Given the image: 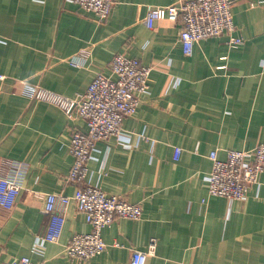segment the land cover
Returning a JSON list of instances; mask_svg holds the SVG:
<instances>
[{
	"label": "crops",
	"instance_id": "obj_1",
	"mask_svg": "<svg viewBox=\"0 0 264 264\" xmlns=\"http://www.w3.org/2000/svg\"><path fill=\"white\" fill-rule=\"evenodd\" d=\"M177 1L116 0L100 22L72 0H0V172L12 175L6 161L26 167L16 202L0 205V261L78 264L65 249L91 224L72 201L61 238L46 240L51 220L37 193L75 194L71 132L87 123L26 90L75 96L98 73L111 75L123 53L153 67L148 90L121 134L97 143L86 183L142 205L143 215L106 227V250L87 264H132L133 249L147 250L152 238L146 264H264V173L242 200L208 190L212 151L225 159L264 142V0H236L243 44L208 37L190 55L180 22L146 23L149 7Z\"/></svg>",
	"mask_w": 264,
	"mask_h": 264
},
{
	"label": "built area",
	"instance_id": "obj_2",
	"mask_svg": "<svg viewBox=\"0 0 264 264\" xmlns=\"http://www.w3.org/2000/svg\"><path fill=\"white\" fill-rule=\"evenodd\" d=\"M72 1L95 13L100 22L110 17L116 3V0ZM235 4L236 0H179L167 6L149 7L146 23L153 28L157 21L163 19L180 22V41L187 55L192 53L197 41L225 34L229 36L231 47H238L244 43V38L235 34ZM110 70L111 75L98 73L89 87L75 96H66L40 86H30L26 90L32 99L55 104L68 115L83 118L87 123L86 131L73 129L71 132L70 151L74 163L67 180L77 185L75 194L37 193L44 198L51 220L44 235L46 240L57 242L61 238L65 213L72 201L91 224L89 232L73 235L65 249L66 255L78 264H87L106 250L107 244L102 234L106 227L119 218L141 219L143 215L142 205L86 183L89 162L97 143L119 136L124 119L137 113L141 95L148 90L153 67L138 58L118 53L112 59ZM6 77L0 73V79ZM181 150V147L175 148L176 158ZM210 157V195L242 200L253 185L260 183L264 173V142L252 150L231 149L225 159L219 157L217 150L212 151ZM6 162L3 165H11L9 169L12 175L0 172V205L11 207L23 188L21 179L26 167ZM157 245V238H152L147 250L133 249L132 264H146L148 256L156 253ZM0 264L35 263L24 256L0 261Z\"/></svg>",
	"mask_w": 264,
	"mask_h": 264
}]
</instances>
